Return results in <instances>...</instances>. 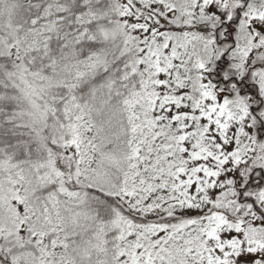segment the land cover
<instances>
[{
  "label": "snow or ice",
  "instance_id": "6c2138e0",
  "mask_svg": "<svg viewBox=\"0 0 264 264\" xmlns=\"http://www.w3.org/2000/svg\"><path fill=\"white\" fill-rule=\"evenodd\" d=\"M0 264H264V0H0Z\"/></svg>",
  "mask_w": 264,
  "mask_h": 264
}]
</instances>
